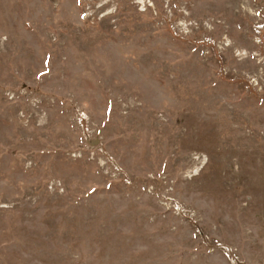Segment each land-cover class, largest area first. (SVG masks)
<instances>
[{
    "label": "rangeland",
    "instance_id": "rangeland-1",
    "mask_svg": "<svg viewBox=\"0 0 264 264\" xmlns=\"http://www.w3.org/2000/svg\"><path fill=\"white\" fill-rule=\"evenodd\" d=\"M0 264H264V0H0Z\"/></svg>",
    "mask_w": 264,
    "mask_h": 264
}]
</instances>
